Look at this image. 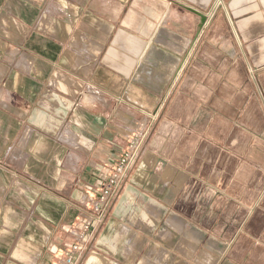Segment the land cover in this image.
Listing matches in <instances>:
<instances>
[{"label":"crops","instance_id":"crops-1","mask_svg":"<svg viewBox=\"0 0 264 264\" xmlns=\"http://www.w3.org/2000/svg\"><path fill=\"white\" fill-rule=\"evenodd\" d=\"M148 113L77 264H264V0H0V264L66 254Z\"/></svg>","mask_w":264,"mask_h":264},{"label":"built area","instance_id":"built-area-1","mask_svg":"<svg viewBox=\"0 0 264 264\" xmlns=\"http://www.w3.org/2000/svg\"><path fill=\"white\" fill-rule=\"evenodd\" d=\"M156 121V113H148L137 122L127 137L123 152L91 199L89 212L82 220L80 229L75 232V243L56 264H77L84 258L87 242L108 220L114 203L147 147Z\"/></svg>","mask_w":264,"mask_h":264},{"label":"water","instance_id":"water-1","mask_svg":"<svg viewBox=\"0 0 264 264\" xmlns=\"http://www.w3.org/2000/svg\"><path fill=\"white\" fill-rule=\"evenodd\" d=\"M201 17H202V22L205 23L206 20H207V17L205 15H203V14H201Z\"/></svg>","mask_w":264,"mask_h":264}]
</instances>
